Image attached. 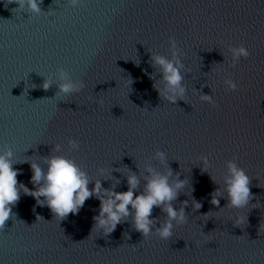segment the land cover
Wrapping results in <instances>:
<instances>
[{
    "label": "water",
    "instance_id": "1",
    "mask_svg": "<svg viewBox=\"0 0 264 264\" xmlns=\"http://www.w3.org/2000/svg\"><path fill=\"white\" fill-rule=\"evenodd\" d=\"M16 7L0 0V153L11 151L19 183L33 189L31 163L46 169V157L62 155L87 173L89 189L99 180L125 191L135 174V192L147 169H170V182L185 181L173 207L188 204L185 223L173 221L165 240L155 231L165 219L158 207L145 238L131 216L111 233L94 227L95 196L60 220L21 190L0 228V264H264V0H42L39 13ZM170 38L184 88L175 103L161 94L166 82L152 60L173 59ZM241 44L249 56L233 59ZM68 81L76 88L60 92ZM230 160L251 178L252 199L240 209L225 207ZM216 188L220 209L210 202Z\"/></svg>",
    "mask_w": 264,
    "mask_h": 264
},
{
    "label": "clouds",
    "instance_id": "2",
    "mask_svg": "<svg viewBox=\"0 0 264 264\" xmlns=\"http://www.w3.org/2000/svg\"><path fill=\"white\" fill-rule=\"evenodd\" d=\"M13 2L17 5L16 9L21 11L27 9L32 13L41 12L42 0H8V3ZM71 3L76 5L78 0H71ZM169 43L174 49L173 59L154 55L152 60L160 67L162 79L166 82V90L161 94L170 102L175 103L176 99L182 97L184 93L180 70L182 64L176 58L175 40L170 38ZM231 53L233 59L249 56V51L243 44L233 47ZM61 76L64 78L62 70ZM225 83L232 90L237 87L236 83L230 79ZM41 86L47 89L49 82L45 80ZM58 87L60 92L69 93L76 88V85L68 81L61 83ZM157 91L161 90L157 89ZM202 99L210 101L211 98L204 95ZM70 143L74 147L78 146L76 141H70ZM156 155L161 161L165 160L163 152L158 151ZM201 159L203 160L202 168L206 169L208 161L205 157ZM45 162L46 169H42L35 162L31 163V182L34 188L29 189L17 180L19 170L13 167L11 151L0 153V228H3L5 221L13 215L12 206L18 202L21 190L33 196L37 204H46L53 215L59 217L60 220L66 218L69 213H78L85 201L95 196L99 200V207L98 213L93 217L94 227L103 228L105 233H111L123 218L131 216L136 231L147 238L153 231L152 226L156 219L152 216L154 207L160 208L165 214V219L155 229L162 239L167 240L172 236L173 221L178 224H184L186 221L185 207L188 201H182L179 208L173 207L172 204L178 192L184 188L185 181L177 178L170 182V169L163 173L151 168L147 169L148 175L144 177L143 188L135 192L139 178L135 174H129L126 177L127 190L115 191L114 188H104L99 180L94 181L92 188L89 189L87 173L74 160L66 156L51 155L45 158ZM227 169L228 174L224 177V191L227 194L225 207L244 208L249 205L253 196L250 190L251 178L245 169L234 161H228ZM220 195L219 188L210 193V202L218 209H220L218 199ZM41 197L43 200L40 199ZM192 206L197 210L201 208L200 202L196 200H193Z\"/></svg>",
    "mask_w": 264,
    "mask_h": 264
}]
</instances>
